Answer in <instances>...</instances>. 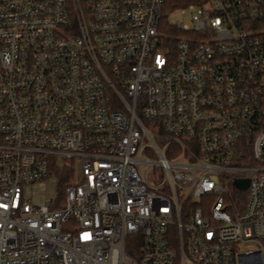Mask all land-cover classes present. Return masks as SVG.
Here are the masks:
<instances>
[{
    "label": "built area",
    "instance_id": "built-area-1",
    "mask_svg": "<svg viewBox=\"0 0 264 264\" xmlns=\"http://www.w3.org/2000/svg\"><path fill=\"white\" fill-rule=\"evenodd\" d=\"M165 1L0 0V264H264V0Z\"/></svg>",
    "mask_w": 264,
    "mask_h": 264
},
{
    "label": "rangeland",
    "instance_id": "rangeland-1",
    "mask_svg": "<svg viewBox=\"0 0 264 264\" xmlns=\"http://www.w3.org/2000/svg\"><path fill=\"white\" fill-rule=\"evenodd\" d=\"M195 11V10H193ZM190 11L186 10L185 12H180L178 11H174V12H170L168 14V18H171L176 24L178 25H188V26H192V21L190 19ZM225 175L222 173H213L212 174V178L221 183L223 185V187L225 189H227V194H226V204L229 207H234L236 210L242 209L244 206V200L246 199V194L240 193L238 191H236L234 189V187L232 186L231 182L229 179L224 177ZM28 190L30 191V194L33 195L34 199L37 200L39 202H43V197L47 194H53L54 192V186L51 183L48 184H39V185H35V186H30L28 188ZM197 202H200L201 199L198 198L196 200ZM128 244V243H127ZM245 248L248 247L250 248L251 245H246L244 246ZM128 249H127V253H128Z\"/></svg>",
    "mask_w": 264,
    "mask_h": 264
},
{
    "label": "trees",
    "instance_id": "trees-1",
    "mask_svg": "<svg viewBox=\"0 0 264 264\" xmlns=\"http://www.w3.org/2000/svg\"><path fill=\"white\" fill-rule=\"evenodd\" d=\"M192 1H195V0H166L163 13H162V20H165L168 14L172 12L174 9L183 7Z\"/></svg>",
    "mask_w": 264,
    "mask_h": 264
},
{
    "label": "water",
    "instance_id": "water-1",
    "mask_svg": "<svg viewBox=\"0 0 264 264\" xmlns=\"http://www.w3.org/2000/svg\"><path fill=\"white\" fill-rule=\"evenodd\" d=\"M234 185L239 189V190H244L246 189L247 185H248V179L244 178V179H235L234 180Z\"/></svg>",
    "mask_w": 264,
    "mask_h": 264
}]
</instances>
